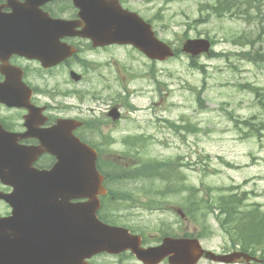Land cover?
Masks as SVG:
<instances>
[{"label":"rangeland","instance_id":"obj_1","mask_svg":"<svg viewBox=\"0 0 264 264\" xmlns=\"http://www.w3.org/2000/svg\"><path fill=\"white\" fill-rule=\"evenodd\" d=\"M249 2L254 5L241 17L218 19L212 14L202 22L212 12L203 6L215 0H127L131 8L153 23L163 41L181 50L180 55L166 62H151L126 48L87 54L91 66L80 92L101 90L102 82L108 80L116 88L121 112L129 113L114 133L122 142L115 140L111 145L86 132L104 150V161L115 158L116 166L122 164L121 169H115L110 184L113 197L120 202L108 199L103 215L144 233L152 246L157 245L159 237L201 232L207 250L224 254L239 248L212 217L211 231L203 233L173 210L182 208V199L177 189L163 182L171 172L173 185L193 189L205 200L211 188L218 195L231 186L243 185L251 193L247 202L259 204L264 210V133L251 137L249 129L236 124L247 120L256 124L263 113L257 91L264 93V63L259 57L264 54V0H249L244 9ZM200 38L213 41V51L220 57L204 54L195 58L194 67L182 47L188 39ZM200 91L203 106L198 101ZM93 97L86 96L80 106L85 116H89L86 111L90 107H95ZM126 139H132L133 145L123 144ZM137 160L138 164L147 160L162 163L164 173L154 174L158 179L153 182L123 181L132 175L130 169L138 164L129 165ZM170 162L173 170L170 164L165 166ZM148 205L161 207L150 209ZM10 211L0 202V215ZM128 254L99 257L94 264H142ZM200 264L219 263L203 260Z\"/></svg>","mask_w":264,"mask_h":264},{"label":"water","instance_id":"obj_2","mask_svg":"<svg viewBox=\"0 0 264 264\" xmlns=\"http://www.w3.org/2000/svg\"><path fill=\"white\" fill-rule=\"evenodd\" d=\"M92 17L95 23L90 32L85 30L83 35L91 38L95 45L132 44L159 61L176 55L172 46L156 37L150 24L138 14L123 10L118 3L109 1L104 11ZM210 50L211 42L202 38L190 39L183 46V52L193 57L208 54ZM69 140L75 143L68 145L64 154L62 146L56 150L57 142L52 137L47 147L44 146L57 155L58 162L44 175L32 173L28 178L32 188L37 181H51V188L46 192L44 188H33L21 193L30 197L28 206L18 199V178L14 174L20 169V160L17 152L12 154L15 147H0V178L15 188L11 194L0 192V199L13 208L12 215L0 217V264H88L85 259L100 251L113 255L130 251L143 264H161L166 259L169 264H198L202 257L227 264L241 259L247 263L254 260L244 253L219 255L206 251L198 239L190 238L166 237L161 245L145 248L141 237L131 235L128 230L104 226L96 216L99 195L106 192L95 168V155L88 146L80 144L72 132ZM82 197L88 199L86 205L77 203L68 207V199ZM62 202H67L64 209L58 205ZM30 210L38 214L30 215ZM63 210V217L50 216ZM92 249L100 250L92 253Z\"/></svg>","mask_w":264,"mask_h":264},{"label":"flooded vegetation","instance_id":"obj_3","mask_svg":"<svg viewBox=\"0 0 264 264\" xmlns=\"http://www.w3.org/2000/svg\"><path fill=\"white\" fill-rule=\"evenodd\" d=\"M119 1L132 9L127 0ZM100 5L101 0H0V145L32 151L41 145L44 130L61 122L69 130L71 120L79 122L75 135L96 145L86 132L103 141L117 125L114 84L104 80L101 90L80 92L90 53L119 46L94 47L82 35ZM89 94L95 107L85 116L80 106ZM35 160L34 166L46 170L56 162L48 153Z\"/></svg>","mask_w":264,"mask_h":264},{"label":"trees","instance_id":"obj_4","mask_svg":"<svg viewBox=\"0 0 264 264\" xmlns=\"http://www.w3.org/2000/svg\"><path fill=\"white\" fill-rule=\"evenodd\" d=\"M249 0H215L214 4L205 5L210 11L209 16L206 19L200 21H207L212 14L216 15V18L221 19L225 16L241 17L248 12V10L254 5V2L247 3L246 9L243 8L245 2ZM240 37L239 40H241ZM181 50H177V56H179ZM211 57H220V55L212 52ZM260 62L264 63V54H260ZM192 66H197V60L191 59ZM200 69L204 71V67L200 65ZM258 105L261 107L264 113V93L257 91ZM198 101L201 106L204 105L202 100L201 91L198 93ZM264 115V114H263ZM237 127L239 124L244 125L249 129L251 137H262L264 133V118L258 123H253L251 120L245 122H236ZM240 129V127H239ZM170 163H165L168 166ZM153 165L154 168L164 173V164L157 161H149L147 167ZM228 167H233L230 163H226ZM109 167L121 169V166ZM111 173V170H107ZM148 175V174H147ZM111 177V176H110ZM131 179V176L128 177ZM126 179V178H125ZM111 180V179H110ZM118 181V179H117ZM187 189L188 195L182 196L183 191ZM213 188L210 189V195L208 200H205L200 193L194 194V190L188 187L180 186L177 194H181L182 206L186 211L189 218L201 226L203 233L207 231L209 233L212 228L211 217L216 220L222 229L229 237L234 246L239 245L242 249L250 251L254 255L262 260L261 264H264V210L259 204L248 205L246 202L249 200V192L243 190L242 186H231L226 189L225 192L218 195H214ZM196 197V199H194ZM120 199L112 200L117 202ZM151 198L148 199L150 203ZM190 203H196L194 206L189 207ZM151 205H148L150 207ZM152 209V208H150ZM200 237H204L199 235Z\"/></svg>","mask_w":264,"mask_h":264}]
</instances>
